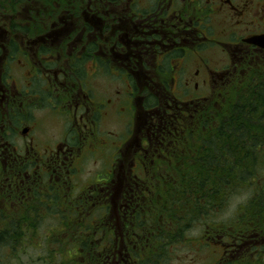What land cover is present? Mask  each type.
<instances>
[{"label": "flooded vegetation", "instance_id": "flooded-vegetation-1", "mask_svg": "<svg viewBox=\"0 0 264 264\" xmlns=\"http://www.w3.org/2000/svg\"><path fill=\"white\" fill-rule=\"evenodd\" d=\"M87 7L71 25L59 20L38 28L27 13L0 19V230L69 206L78 217L109 204L119 218L127 207L123 190L156 167L193 112L264 71V0H93ZM99 77L123 86L110 96L119 99L126 134L112 145L100 129L111 97L96 92ZM146 91L155 106L144 105ZM43 118L59 123L60 137L36 139ZM87 152H106L108 185H94L97 176L78 185ZM115 165L126 174L114 184ZM60 194L66 199L57 205ZM82 200L90 210H81ZM102 233L111 263L136 264L138 233L118 226Z\"/></svg>", "mask_w": 264, "mask_h": 264}, {"label": "trees", "instance_id": "trees-1", "mask_svg": "<svg viewBox=\"0 0 264 264\" xmlns=\"http://www.w3.org/2000/svg\"><path fill=\"white\" fill-rule=\"evenodd\" d=\"M5 1L47 6L48 16L56 15L49 19L54 22L88 12L93 0ZM242 84L223 102L214 100L193 112L188 126L172 135L168 153L156 167L141 171L132 191L123 190L127 207L119 210V218L109 204L91 207V213L90 204L82 200L81 210L88 214L77 217L69 206L63 212L52 209L56 212L48 216L33 214L21 223H8L0 230V252L6 247L13 254L34 247L39 223L48 221L56 226L46 241L62 246L58 249L62 264H113V250L107 249L102 233L111 226L138 233L139 247L131 251L136 264H170L176 245H192V230L199 231L200 246L207 239L220 247L214 264H264V71ZM144 105H156L152 92L146 91ZM102 174L94 182L100 183L99 188L108 185H102L108 178ZM239 194L244 200L233 201ZM55 198L57 205L66 199L63 194ZM69 200L77 205L73 198ZM227 208L232 212L225 218ZM2 259L0 264H6Z\"/></svg>", "mask_w": 264, "mask_h": 264}, {"label": "rangeland", "instance_id": "rangeland-1", "mask_svg": "<svg viewBox=\"0 0 264 264\" xmlns=\"http://www.w3.org/2000/svg\"><path fill=\"white\" fill-rule=\"evenodd\" d=\"M33 6H30L29 3L26 1L17 2L16 3V10L11 7V4L5 0H0V19L3 21H9L10 19H24L21 18V14L26 13L29 14V23L30 24H37L38 28L41 26L38 24L42 23H48L50 24L51 21L49 19H53L52 17L56 16L55 14H52L51 16H48V12L50 11L47 6L41 5V4H31ZM38 8L37 11H35V8ZM10 10V11H9ZM35 11V12H34ZM41 11V13H40ZM62 11L59 12V14ZM44 14L39 21H36V18H39L38 15ZM72 15L69 18L68 24H76L73 23L74 20L77 19L76 14H69ZM33 16V17H32ZM27 17V16H26ZM25 17V18H26ZM206 55L210 62L214 63L218 59V54H203ZM195 64V61L193 62ZM89 65V62L85 64L87 67ZM194 72V69L190 72H187L188 77L191 76V74ZM95 86L96 92L98 94H103V92H106L105 96L115 95L117 91H121L122 89V83L117 84L116 81L114 82L109 81L108 79H105L104 77H99L93 84ZM206 93V92H205ZM233 92H231L232 94ZM230 94V95H231ZM228 96V94H224V96ZM224 96H214L215 99L211 101L214 102V100L224 101ZM111 102L110 105L105 108L103 120L101 122L100 129L107 130L109 134V145L119 143L117 141L118 139H121V137L125 136V126L127 123V119L122 116H117V107H120L119 99L115 96H110ZM210 103V100H209ZM221 103V102H220ZM219 104V103H218ZM216 105V104H215ZM60 125L59 123L50 118H43L42 122L39 125V133L36 134V139H38L40 142L45 141L46 139H55V137H60ZM116 139V140H114ZM113 140V143L111 144V141ZM43 144H40L39 146H42ZM97 147L99 145H96ZM43 147V146H42ZM104 148V147H103ZM101 149L98 148V153ZM103 151V150H102ZM111 153V150L108 151ZM106 152L103 154H97L94 155L92 153H85L83 155V159L81 161V165L79 166L80 169V175L79 180H77L78 185L85 184L86 180L88 178H95L98 174L103 173L102 175L107 177L108 176V170H107V161L105 158ZM122 159H126L127 161L131 159L130 157L123 156ZM113 173L110 178H112L114 181V184L119 182L120 178H124L126 174V170H120L115 165L113 168ZM239 202L243 201L244 197L243 195L239 194L237 195L233 201ZM232 212L231 208H227L223 212V217L227 218L230 217V214ZM51 221V220H49ZM56 225L50 224L48 221H44L39 223L38 228V237L35 238L34 241V247L32 245L26 246L18 251H16L14 254L10 251L9 248H5L0 252V258H3L2 260H6V264H62V258L58 253V247L57 243L54 241H50V243L47 244L46 237L49 236V231L51 228H54ZM59 228V227H58ZM199 235V231L189 233L190 238H192V245H185V244H179L176 245L175 250H173L172 253V259L170 261V264H214L216 260L220 258L221 255V249L218 246H214L215 243L210 240H202L200 246L198 244V241L196 238L200 239V237H197ZM50 238H48L49 240ZM205 246V247H204ZM208 246V247H207ZM246 254V253H244ZM244 254H241L244 255Z\"/></svg>", "mask_w": 264, "mask_h": 264}]
</instances>
